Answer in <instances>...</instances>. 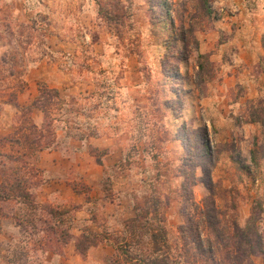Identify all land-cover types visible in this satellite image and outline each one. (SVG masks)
I'll use <instances>...</instances> for the list:
<instances>
[{
  "label": "rangeland",
  "instance_id": "1",
  "mask_svg": "<svg viewBox=\"0 0 264 264\" xmlns=\"http://www.w3.org/2000/svg\"><path fill=\"white\" fill-rule=\"evenodd\" d=\"M35 2L40 9L28 12L17 10L24 0H0V185L15 177L33 185L29 200L10 204L15 214L0 213V264H64L67 246L34 207L45 204L34 192L42 180L37 152L19 160L14 141L35 138L30 121L43 123V111L31 107L42 84L79 98L92 115L75 117L81 128L55 122V142L59 133L66 140L92 129L120 139L122 160L100 179L97 198L114 199L112 176H121L116 187L126 205L113 217L105 211L79 222L84 234L101 239L110 231L122 243L109 264H139L126 249L159 264H264L255 242L249 262L229 235L233 220L241 228L251 221L264 248V0ZM51 57V65L40 61ZM38 61L42 68L30 74ZM57 64L67 65L68 76ZM233 68L237 78L225 80ZM80 175L77 187L88 192Z\"/></svg>",
  "mask_w": 264,
  "mask_h": 264
},
{
  "label": "crops",
  "instance_id": "2",
  "mask_svg": "<svg viewBox=\"0 0 264 264\" xmlns=\"http://www.w3.org/2000/svg\"><path fill=\"white\" fill-rule=\"evenodd\" d=\"M35 1L41 4V0H24L23 7L19 6L17 10L37 12L40 7L35 4ZM57 40L60 41L59 36ZM63 42L67 43L66 41ZM3 46L6 47L0 44V58L6 51V48H3ZM51 49H53V47H51ZM51 52L55 53L53 50H51ZM65 52L66 59L69 58V55L72 56L70 51L66 50ZM51 59L52 60L41 58L40 61H44L46 65L48 63L51 65L56 58L51 57ZM133 61H135V59L131 57V63ZM252 63L253 60L246 62V68L250 67ZM239 64L240 63L237 62L236 65H232L229 68L238 66ZM39 65L41 67V65H43L42 62L38 61L30 66V74H35L37 70H40L42 67L38 68L37 66ZM66 66L67 65L64 64L56 65L61 73L68 76V68H66ZM131 69H133V66H131ZM235 70L234 68L231 69V71H233V76H230L232 74L229 75L226 72L225 80H227V77L228 79H232L233 77L236 79L237 74ZM253 78L254 77L252 75L250 76V74L246 75V81H248L250 87L256 84V80ZM28 82H30L31 89L33 90L31 79H28ZM140 86V82H136L135 87ZM259 89H261V87H259ZM4 105L12 106L10 103L6 102H4ZM66 136L67 135H63V133H59L55 146L39 150L35 154L36 164L41 170L40 176H42V180L39 186L35 187L34 192L39 202L64 208L76 206L77 209L74 212L75 218L73 220V222L76 223H73L71 232L74 236H78L83 231L80 226L83 220L85 224H87V222L92 223L94 221L92 217L94 214H97L96 216L99 218L100 216L102 217V213L105 211H108V213L110 212V216L113 217L114 212L117 210L116 208L119 207V210H122L126 205L125 199H123L125 197L124 192L116 187V182L121 176H112V190L114 189L116 195L114 199L101 194L100 199L97 198V186L100 183V179L106 176L108 170L111 168L116 169L120 165L123 150L119 137L107 132L97 133L84 139L72 138L70 136L65 140ZM91 146L95 147L96 151L102 152L101 161H99L98 156L92 152ZM76 172L81 173L80 179L84 180V182L89 185L90 189L88 192L81 187H77L74 178ZM100 172H102V175ZM97 173L100 175H97ZM109 223L111 224L112 222L109 221ZM112 228L113 227H111L110 230H112ZM66 246L65 255L62 259L64 264H109V260L114 254V246L107 242L91 246L85 255H82L76 250L74 241L68 243Z\"/></svg>",
  "mask_w": 264,
  "mask_h": 264
},
{
  "label": "trees",
  "instance_id": "3",
  "mask_svg": "<svg viewBox=\"0 0 264 264\" xmlns=\"http://www.w3.org/2000/svg\"><path fill=\"white\" fill-rule=\"evenodd\" d=\"M3 61H4V57L0 60V63H2ZM39 90L40 93L32 102L31 107L32 108L38 107L43 111L44 113L43 123L42 125L39 126L36 123L30 121V124L28 126V131H30V133L34 135L35 138H31L30 135H24L23 142L19 138L14 140L20 145L21 148L20 149L21 156L18 158L19 160L24 156H31L33 152L35 154L39 150L52 147V144L55 143L54 136L57 134L56 128L54 127L55 122H65L67 124L66 126L67 128L70 127L69 124L76 123L78 124L77 127L81 128V123L74 121V119H76L75 117H86V118L92 117L91 114L82 111L84 110V108L79 104V100H80L79 98H75V97L68 98L61 93L60 89L55 87L53 88L48 87L47 85H43V84L40 86ZM10 102H13L16 106H19V103L17 102L16 99L10 100ZM97 133H101V132H99L97 129H92L87 135L85 136L80 135L78 136V138L80 139L89 138L90 136H93ZM91 150L93 153L96 154V156H98V160L101 161L102 152L98 150L96 151V148L93 146H91ZM8 158L9 160L15 159L11 155H8ZM29 178L30 177H25V178L15 177L14 180L16 181V183L13 184L9 182H4L2 185H0V192H1L0 213H2L3 216L15 214V207L11 206L12 202H18V200L20 199L21 200L30 199L31 193L30 190H28V188L32 187L33 185L31 181L29 186L26 185L29 183L30 180ZM34 207H36L39 210L40 213L39 217L45 223L47 227L46 229H49L50 231H53L55 233H58L57 232L58 230L59 231L58 239L59 240L61 239L64 245H67L68 243L74 241L76 250L82 255H85L87 250L91 246L100 244L101 242L111 243L116 248V250H120L122 248V246H120V244L122 243H120L119 239L117 237H114L109 231H106L105 235H102L101 239H98L97 237L93 238V236H89L88 234H84V233L78 235L79 237L74 236L71 232V228H72L71 223L75 218L74 212L77 209L76 206H71L62 209V208L53 207L48 203L45 204L34 203ZM140 217L142 218L143 216L138 213V218ZM138 218L134 219V222L136 220L138 221ZM191 221L193 223V220H190V222ZM233 221H235L233 222V224L236 227H233L232 232L231 229L229 231L231 232L229 233V235L231 236V239L235 244V248L233 250H235L236 253H239V255L249 258L252 253L256 252V250L253 247V242H255L258 246V250L260 251L262 250L264 252L263 238L258 228L252 225L251 221L248 222L244 228L239 227L236 220ZM162 228L163 226L161 227V229ZM195 229H197V226L195 227ZM218 233L219 232H216V234ZM152 234H153L152 237L155 241L158 239L159 236H161V233H159V231L153 232ZM81 237L84 238L81 240ZM193 242L195 243L197 247V251L199 253L205 252L203 242L202 240H200L199 237L193 239ZM208 242L209 245H211V241L208 240ZM124 252L127 254L128 258H130V260H133V258H135L136 260L139 261V264H159L157 260L158 258L154 259L152 263L149 262V260L144 257H138L131 253H128L127 249L126 251L124 250ZM161 256L164 257V255ZM247 260H249V262L251 261L250 258ZM113 264H122V263H120L119 261H117V259H115Z\"/></svg>",
  "mask_w": 264,
  "mask_h": 264
}]
</instances>
